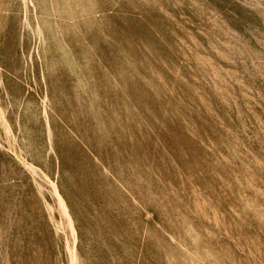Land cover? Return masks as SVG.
I'll return each mask as SVG.
<instances>
[{
	"label": "rangeland",
	"instance_id": "rangeland-1",
	"mask_svg": "<svg viewBox=\"0 0 264 264\" xmlns=\"http://www.w3.org/2000/svg\"><path fill=\"white\" fill-rule=\"evenodd\" d=\"M0 264H264V0H0Z\"/></svg>",
	"mask_w": 264,
	"mask_h": 264
}]
</instances>
